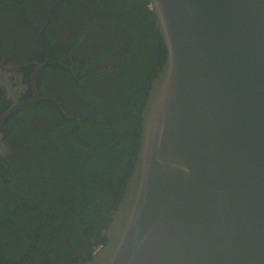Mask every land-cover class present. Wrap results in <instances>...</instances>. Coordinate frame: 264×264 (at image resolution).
Instances as JSON below:
<instances>
[{
    "label": "water",
    "instance_id": "obj_1",
    "mask_svg": "<svg viewBox=\"0 0 264 264\" xmlns=\"http://www.w3.org/2000/svg\"><path fill=\"white\" fill-rule=\"evenodd\" d=\"M147 4L166 57L106 241L85 264H264V0ZM48 15L46 59L0 64L12 98L0 126L41 99ZM27 65L32 94L19 99L6 72Z\"/></svg>",
    "mask_w": 264,
    "mask_h": 264
},
{
    "label": "flooded vegetation",
    "instance_id": "obj_2",
    "mask_svg": "<svg viewBox=\"0 0 264 264\" xmlns=\"http://www.w3.org/2000/svg\"><path fill=\"white\" fill-rule=\"evenodd\" d=\"M66 1L0 0V64L14 67L23 62H43L46 59L39 33L49 14L41 39L48 49L51 64L45 67H49L46 72L42 73L43 68L38 73L35 85L41 99L34 104L40 101L53 103L49 118L40 123L42 127L56 125L58 111L63 118L73 120L64 122L65 127L73 142L83 145L85 152L91 149L86 137L94 134L89 122H103L105 117L119 114V103L126 106L139 103L141 108L136 109L135 114L139 118L150 82L161 68L153 60L159 33L147 0H132L131 3L96 0L106 3L107 10L93 5L96 3L93 0L75 6ZM26 15L28 18L24 19ZM33 70L34 65H27L6 72L17 98L31 97ZM125 88H129L127 95L123 94ZM2 100L5 106L0 114L12 104L9 91L0 83ZM97 114L102 118H96ZM11 115L0 126V145H3L0 147V165L4 170L9 167L18 170L29 162L23 154L28 147L23 145L22 128L16 119L5 126ZM45 130L48 132L47 128ZM53 140L50 139L49 143ZM25 175V172L19 174L21 177ZM100 225L97 233L88 236L84 243H74V264H85L105 243V225Z\"/></svg>",
    "mask_w": 264,
    "mask_h": 264
},
{
    "label": "trees",
    "instance_id": "obj_3",
    "mask_svg": "<svg viewBox=\"0 0 264 264\" xmlns=\"http://www.w3.org/2000/svg\"><path fill=\"white\" fill-rule=\"evenodd\" d=\"M88 1L66 2L75 6ZM93 1L108 9L106 3ZM157 39L153 60L161 67L166 50L159 35ZM52 104L40 101L14 112L5 122L7 126L16 119L22 128L23 145L29 149L23 154L30 163L18 170H4L0 165V264H74V243H84L100 224L106 227L136 159L139 103H119V114L105 117L103 122H89L94 134L86 137L91 149L85 152L65 127L64 122L73 120L63 118L59 111L56 125H40L49 118ZM4 106L0 101V112ZM96 118L102 117L97 114ZM50 139L56 140L49 143ZM22 172L26 175L21 177Z\"/></svg>",
    "mask_w": 264,
    "mask_h": 264
}]
</instances>
